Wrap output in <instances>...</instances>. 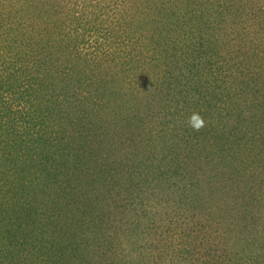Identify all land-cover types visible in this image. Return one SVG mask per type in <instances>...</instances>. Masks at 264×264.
I'll return each instance as SVG.
<instances>
[{"label": "rangeland", "instance_id": "374dc122", "mask_svg": "<svg viewBox=\"0 0 264 264\" xmlns=\"http://www.w3.org/2000/svg\"><path fill=\"white\" fill-rule=\"evenodd\" d=\"M0 264H264V0H0Z\"/></svg>", "mask_w": 264, "mask_h": 264}, {"label": "clouds", "instance_id": "9594fccd", "mask_svg": "<svg viewBox=\"0 0 264 264\" xmlns=\"http://www.w3.org/2000/svg\"><path fill=\"white\" fill-rule=\"evenodd\" d=\"M188 124L194 131H200L205 126V121L199 114L193 113Z\"/></svg>", "mask_w": 264, "mask_h": 264}, {"label": "trees", "instance_id": "16d2710c", "mask_svg": "<svg viewBox=\"0 0 264 264\" xmlns=\"http://www.w3.org/2000/svg\"><path fill=\"white\" fill-rule=\"evenodd\" d=\"M154 46V45H153ZM4 74H8V79H11L12 80V78H11V76L13 77L14 75H17L19 78H20V76H22L20 73H19V67L18 66H14V68H11V70H8V71H6ZM15 83V82H14ZM111 135H112V133H111ZM24 188V186H22V189ZM30 194V192L27 194V195H29ZM32 197H34V195L32 194Z\"/></svg>", "mask_w": 264, "mask_h": 264}]
</instances>
